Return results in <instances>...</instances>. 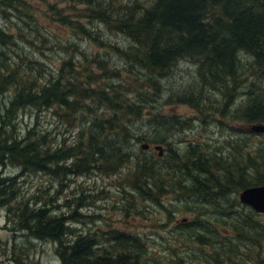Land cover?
Returning a JSON list of instances; mask_svg holds the SVG:
<instances>
[{"label": "trees", "instance_id": "16d2710c", "mask_svg": "<svg viewBox=\"0 0 264 264\" xmlns=\"http://www.w3.org/2000/svg\"><path fill=\"white\" fill-rule=\"evenodd\" d=\"M76 2L92 4V0ZM24 4L23 0H0L1 6L15 11L23 10ZM109 12L93 10L90 17L127 38V47L101 43L83 25L77 29L124 60L130 78L118 83V88L98 84L100 78L118 76L116 67L104 59H94L99 71L81 66L73 75L68 74L74 70L72 59H63L57 75L50 73L40 81L44 75L43 69L36 67L37 60L20 57L10 63L0 51V98L12 91L9 102L0 104V163L17 165L22 173L49 172L57 176L112 171L129 163L130 192L137 191L142 198L158 204L164 193H175L184 211L190 210L185 204L188 193L200 199L194 202H204L207 208V204L212 205L213 215L223 216L211 226L203 221L207 212L194 209L191 221L176 220L174 257L185 248V241H192L204 248L201 253L207 263L213 260V264H264V220L260 219L264 212L241 203L238 196L230 197L247 187L264 185V142L249 146L250 135L258 140L264 138V132L250 128L264 124V86L254 80L244 93V104L229 111L242 92L246 80L243 76L249 68L264 81V0H153L140 10L135 5L116 14ZM83 15L81 12L79 16ZM59 19L63 25L72 24L67 16ZM0 44L16 46L14 36L2 29ZM242 54L251 58L249 67L241 65ZM185 59L195 64L199 87L186 90L188 94L173 93L169 103L186 102L197 109L210 110L213 100L208 92L214 89L225 99L220 116L229 112L234 121L243 122L244 126L240 130L234 128L230 134L233 140L224 147L211 151L201 142L183 150L168 146L165 151L160 134L150 138L139 135L135 141L139 147H135L130 141L134 137L128 127L130 116L139 117L143 107L152 104V97L160 90L159 78ZM25 106L37 111L60 109L58 114L65 121H73L79 115L76 143L52 149L36 126L20 137L16 119ZM100 107L106 111L99 112ZM156 118L185 125V120L180 121L175 115L166 117L159 113ZM157 146L161 147V154ZM151 147L156 151L153 154L149 152ZM17 178V174H0V208L7 210L6 219L13 221V231H26L33 238L56 243L62 264H161L159 258L149 254L144 239L127 232L110 231L104 244L82 233L66 240L71 232L67 222L80 216L77 210L63 217L51 215L45 203L30 206L19 198ZM220 200L222 207L218 205ZM232 205L242 212H232ZM164 209L171 220L172 210ZM176 260L186 264L182 259Z\"/></svg>", "mask_w": 264, "mask_h": 264}, {"label": "rangeland", "instance_id": "374dc122", "mask_svg": "<svg viewBox=\"0 0 264 264\" xmlns=\"http://www.w3.org/2000/svg\"><path fill=\"white\" fill-rule=\"evenodd\" d=\"M152 1L92 0V4L87 5L76 0H23L25 2L24 7L21 8L23 10L19 11L0 5V29L11 33L16 45L0 44V51L4 52V59L10 63L18 61L20 57L37 60L39 64L36 67L42 68L44 75L40 81H44L50 73L57 75L63 59L71 58L73 61L74 70L69 71L70 75L81 66L99 71L95 67L94 59H104L110 66L116 67L118 76L113 74L109 79L100 78L98 84H111L118 88V83L130 78L125 62L109 47L98 44L97 40L122 48L129 45V40L117 31L110 30L104 22L90 17V13L102 9L116 14L122 12L126 6L135 5L140 10V7H147ZM81 12L84 13L82 17L79 16ZM60 16H67L72 24L63 25ZM78 25H83L91 37H96L97 40L94 41L90 36L81 33L77 29ZM250 62V57L241 55L242 66L249 67ZM243 77L246 80L242 84V92L230 105L229 111L244 104L246 100L244 93L248 91L254 80L264 86V81L262 82L250 68ZM158 82L160 90L152 97V104L144 106L139 117L130 116L128 120L130 133L134 134L130 141L135 147H139V143L137 145L135 143L139 135L150 138L160 134V137L165 139L161 138L166 144L163 145L165 151L168 146L183 150L185 146L195 142L207 145V149L211 151L217 147H224L229 140H233L230 134L234 128L240 130L244 126L243 122L234 121L229 112L226 114L223 110L225 114L220 116V109L225 99L214 89L208 92L213 100V102L210 100V110L203 111L202 108L197 109L186 102L185 104L169 103L173 93L188 94L190 92L186 90H197L199 87L196 66L189 59L177 62L167 75L159 78ZM193 94L197 96L196 93ZM11 97L12 91L8 90L0 98L1 106L9 102ZM201 97L205 98L204 95ZM98 111H106V109L100 107ZM58 113L61 111L57 108L37 111L33 107L25 106L17 114L16 130L22 137L28 128L36 126L37 132L45 135V142L52 149L60 147L61 144L71 146L77 140L80 116L76 115L73 121H65ZM159 113L165 114L166 117L175 115L180 121L185 120V125L166 122L170 121L169 119L158 121L156 116ZM233 137L236 138L235 135ZM262 142L264 138L258 140L254 135H250L251 148ZM153 151L156 152L151 147L149 152L153 154ZM71 161L72 159L68 160ZM128 165L129 163H122L112 171L92 170L90 174L57 176L49 172L22 173L17 165L0 163V174L2 176L17 174L19 198L28 201L32 207L34 204L45 203L51 215L63 217L77 210L80 216L76 220L67 222L71 232L66 236V240H71L82 233L92 235L99 243L104 244V239L110 231H123L144 239L149 246V254L159 258L161 264H181L176 258L184 260L186 264H213V260L209 263L204 261L201 253L204 248L192 241H185V248L174 257L172 247L176 240L174 225L176 220L191 221L195 215L194 209L206 211L207 216L203 221L210 225L222 220L223 216L213 215L212 205L207 204L209 207L207 208L204 202L202 204L194 202L200 199L188 193L185 194V197L189 196L185 199V204L190 210L184 211L179 206L175 193H164L158 204L142 198L137 191L130 192L132 188L128 184L130 179H127ZM238 195L239 192H233L230 197ZM218 205L222 207L223 202L221 203L220 200ZM164 207L172 210L171 220H168ZM6 211L5 208H0V264H62L56 251V243L33 238L26 231H13V221H7ZM231 211L242 212V209L232 205ZM260 219L264 220V214ZM168 246L170 250L167 249Z\"/></svg>", "mask_w": 264, "mask_h": 264}, {"label": "water", "instance_id": "95a60500", "mask_svg": "<svg viewBox=\"0 0 264 264\" xmlns=\"http://www.w3.org/2000/svg\"><path fill=\"white\" fill-rule=\"evenodd\" d=\"M251 130L254 132H264V124L252 125ZM143 148H147V144L142 145ZM160 149L161 147L157 146ZM240 202L251 206L257 212H264V185L247 187L239 193Z\"/></svg>", "mask_w": 264, "mask_h": 264}]
</instances>
